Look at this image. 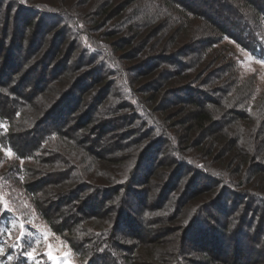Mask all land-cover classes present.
I'll return each instance as SVG.
<instances>
[{
    "label": "trees",
    "instance_id": "16d2710c",
    "mask_svg": "<svg viewBox=\"0 0 264 264\" xmlns=\"http://www.w3.org/2000/svg\"><path fill=\"white\" fill-rule=\"evenodd\" d=\"M29 1L27 6L19 0H0L7 26L16 30L14 39L18 31H22L20 40L30 34L25 42H16L17 50L5 54L3 44L13 34L1 31L5 36L0 42V77L21 79L27 91L8 93L0 100V148L24 162L8 163L5 169L7 176L25 178L32 194L43 188V177L56 175L45 171L50 166L71 167L72 172L55 170L61 174L53 185L56 212L47 215L57 219L59 233L74 246L77 264H264V90L238 75L230 54L211 47L215 38L207 31L213 28L245 50L264 56V39L254 23L259 16L264 21V0H164L183 20L173 29L162 30L157 24L156 36L147 29L150 24L137 19L136 0ZM193 20L198 24L194 27H203L207 35L199 41L200 48L186 56L197 55L198 66L205 69L214 61L221 63L206 72L209 84L195 85L191 78H199L200 73L189 72V60L165 49L166 42H176L178 32ZM104 26L107 30L100 31ZM189 31L190 39L195 30ZM110 37L115 41L113 55L100 43ZM77 49L73 72V64L65 58H73ZM32 74V80H27ZM43 88L49 94L41 93ZM26 98L38 102L28 104ZM121 103L128 111L115 127L108 117L103 122L98 117L92 125L95 131L83 133L89 124L84 123L85 113L92 116L90 106L119 112ZM28 112L34 115L26 125H35L37 131L32 127L23 132L24 125L23 133L13 132L11 124L27 121ZM39 115L43 117L37 120ZM133 116L138 122H133ZM125 143L130 147L122 155L118 152ZM81 160H87L85 167ZM101 169L105 173L98 176ZM16 172L22 176L14 177ZM41 174L45 175L37 178ZM223 183L225 192L218 197L208 193ZM148 185L156 186L154 201L144 194ZM176 185H181L182 193L174 196ZM83 188L85 193L79 196ZM35 200L36 209L43 213L41 197ZM251 201H257L259 208L247 212ZM238 204L243 208L230 234L223 226L211 224L208 216L219 214L218 220H223L220 216L229 215ZM85 205L94 212L84 211ZM9 214L5 208L0 210V264H54L42 253L29 255L31 241L26 234L4 243L9 241L5 231L15 229ZM253 215L256 220L250 223ZM78 222L84 225L74 233ZM149 224L152 233L132 241ZM163 228L173 231L172 241L154 235ZM117 232L131 242L120 241ZM195 251L201 257L189 258Z\"/></svg>",
    "mask_w": 264,
    "mask_h": 264
},
{
    "label": "rangeland",
    "instance_id": "374dc122",
    "mask_svg": "<svg viewBox=\"0 0 264 264\" xmlns=\"http://www.w3.org/2000/svg\"><path fill=\"white\" fill-rule=\"evenodd\" d=\"M19 1L23 2V4H25L27 6L29 5V4H27V2L28 3L30 2L29 0H19ZM31 1L35 4H44V3L48 4L49 0H31ZM54 1H56V0H54ZM163 1L164 0H136L137 5L135 4L136 9L138 8V12H139L136 15L137 19H140V20L144 19L147 22V24H150V26H148L147 29H153L154 30L153 33L155 36L159 32V27L156 28L157 24L160 23L162 30H164L163 27H166V26H169L170 29H173V28H175V25L177 23H180L183 20V18L178 17L176 11H171L170 10L171 7L166 2H163ZM78 2L83 3L82 0H79ZM207 2H209V0H207ZM165 3L170 8L168 6L166 7ZM63 4L67 5V2L66 3L64 2ZM206 5H209L212 7V4H206ZM8 8H9V5L5 7L6 10ZM5 15H6V12L4 11L3 6H1L0 7V42L2 40H4V36H5L4 34H1L2 30H4V32H6L7 36H8V34L10 36L11 34H13V31H16L13 29V27L7 26V22L4 20ZM149 18L153 19V20H147ZM196 21L197 20H193V22L190 25L186 26L187 28H184L183 31L181 30L178 32L179 37H178V39H176V42H174L173 44L170 42H166L165 49L173 51L174 54L178 52L182 55L181 57H184V60H186V61L189 60V62H190L189 64L192 65V70H190L189 72L192 71V74H195V72L198 71V73H200V74H197V76L199 78L196 77L194 79L193 77H195V76H192V78H191L192 81L195 83V85H198L199 82L200 83L203 82L204 84H209L206 82V79L204 78L206 75V72H208L211 69L217 68L219 65H221V63H219V61H216V62L214 61V62H212V64H208L209 67L207 66L208 68L205 69V68H203V65L198 66L199 63L197 61L198 60L197 55L194 54L192 56H186V55H191L189 53L194 52L192 49L200 48V46L198 45L199 41L207 35V33L203 27H199V30L197 29L198 24L196 23ZM254 23L256 24L257 30L259 31L262 38L264 39V21L259 16L258 18L254 19ZM196 25H197V27H194ZM154 26H155V28H154ZM191 28H193V30H195V32L193 33V36L189 39V35L191 34V31H189V30H191ZM15 29H17V28H15ZM209 29H212V30H209ZM209 29L207 31H209L211 33L212 37L215 38L214 43L211 45V47H218L219 50L223 49L224 51H227L230 54L231 60L234 62V68L236 69V72L238 73V75L244 80L250 81V79H251L254 87L256 89H258L259 91L264 90V63L261 62V61H264V56L260 55V54L251 53L250 51L245 50L236 41H234V40H232L226 36L225 37L221 36L218 32H216V30L214 31L213 28H209ZM26 30L32 31L31 29H26ZM106 30H107V28L105 26H104V28H100V31H102V32L106 31ZM129 31H131V30H128L127 32H129ZM21 32L22 31L15 32V33H17V38L15 37L16 39H14L15 34H13V37L11 39H7V41L3 44L5 47V49H4L5 54L8 53L10 50H17L18 49L16 42L21 43L22 40H23L22 42H25L24 39L27 40L29 38L30 34H29V32H27L26 33L27 35L23 34L21 37L22 40H20L19 36L22 34ZM113 38L114 37H110V38H107L105 40H102V42H100L101 44L104 43V45L102 46V49L104 51H108L109 54L112 53L111 49H113L112 48L114 46L113 43H115V41L112 42ZM40 39H44L43 36H40ZM83 41H85V40H83ZM189 43H190V45L188 47H185V45L189 44ZM188 49H190V50L188 51ZM154 51H156V50H154ZM78 52H80L79 49L76 50L73 58H71V57L65 58L66 62L73 64V67L70 68V69H72L73 72L77 70V67L74 68V65L76 64L75 63L77 60L76 54ZM159 52H162V51H159ZM111 55H113V54H111ZM0 61L2 63V59H0ZM128 62L132 63L131 61H128ZM26 63H27V65H26ZM123 63L126 66L127 62H123ZM24 65L30 66V63L28 61H24ZM193 66L195 67L194 69H193ZM84 67L88 68L89 66L86 64ZM195 69H197V70H195ZM34 73L40 74L41 71H38V72L34 71ZM47 73H50V71L48 70ZM32 76H33V74L30 76V79H27V80L31 81ZM0 80H1L0 81V100H2V98H5L8 93L13 95V93H15V92H20V93L24 92L25 93V91H27V88L23 89V87L21 85V79L15 81L14 78L6 79V77L2 76V77H0ZM105 80L108 81V79H106V78H105ZM149 82H147V83H149ZM214 83L218 84V83H220V81L215 80ZM154 84H156V82H154ZM121 91H122V89H121ZM40 92L41 93H43V92L47 93L48 92V94H49V89L45 90V88H43ZM118 96H119V94L116 93L114 99H117ZM36 97H38V96H36ZM85 97L88 98L89 96H85ZM26 100H27L28 104L38 102L35 100L33 101V98H26L25 102H26ZM86 103L87 102H84L81 104V108H80L81 110L80 111H82V108H84ZM114 103H117V101ZM123 105H124V103H121L118 105L117 108H119L120 110L119 109H117V110H119V112L113 110L112 107L109 108L108 106L104 107L103 105L102 106H97V105L94 106L93 105L95 108H93V106H90L91 108H90L89 113L91 112L92 116H90V115L88 116L85 113V117H84L85 122L84 123H87V124L89 123V124H88V126L83 125L84 126L82 128L83 133L86 132L89 135H91L92 132L95 131V128L92 125L98 117H99L98 119H100L102 122L104 121L105 116L108 117L106 119L107 122L110 124L111 127H115L116 123L119 122V119L124 115V113L126 111H128L127 110L128 108H126L125 105L124 106ZM22 114H24V113L22 112ZM33 115H34V112H28L25 115V116H27V121L26 120L22 121L20 118L19 121L21 120L22 123L20 124V122H18V123H16V126H14V127H13V124H11V127H12L11 130L13 132L20 134V133H23L25 131H28L32 127L34 128L35 125H33V124L26 125V124L30 123ZM42 117L43 116L40 117V115H39L37 120L42 119ZM91 117H92V119H91ZM133 118H135V116H133ZM15 119H17L16 116H15ZM37 120H35V122H37ZM133 122L134 123L138 122V119L135 118L133 120ZM24 125H26V126H24ZM20 127L25 128V130H23V128H20ZM22 130H23V132H20ZM115 130H118V129H115ZM34 131H37L36 128H34ZM109 139H111V138H109ZM131 144H134V142ZM50 145L54 146L53 144H50ZM21 146H23V145H21ZM111 147H116V146L111 145ZM127 147H130V145L128 146V144H126V143L121 144V146H120L121 150H119L118 153L125 155V153H127L129 151V148H127ZM107 148H109V147H107ZM108 150L112 151V152L116 151V149H114V150L108 149ZM109 151H108V153H110ZM0 152H1V159H0V210L5 208L4 207L5 204L7 205V210H8V212H10V214L8 215L10 218V222L15 227V229H13L11 231L9 229H7V231H5V233L9 237L8 238L9 241H4V243H6V244L11 243V242H13L11 240L15 239L16 237H19L20 233L22 231L21 225H23V231L26 234V236H28V241H31L30 246H28L29 243H27V246L29 248V253H32L31 256L34 257L36 254L42 253L50 261H52L54 264H77V263H79L78 258L76 257V254L73 251L74 246L70 243L69 238L64 237L65 234L59 233L58 226L56 224L57 219L55 217L49 218V216L47 215L48 213L50 215H53L51 213L52 211L54 213L56 212V210H54L52 207V200H54L56 198L55 192L53 191V185H55V183H56L55 179H57V176H59L61 174L56 173L55 170L65 169V171H66V169L68 168L67 164H64V165L61 164V166L59 165L60 167H55V168L50 166L49 169L45 170L47 173L55 172L56 175H54V178H52L53 176L51 177L52 178L51 181H49L51 179L49 177V175L46 176L47 178L43 177L42 181L45 180V181H43V185H44L43 188H38V191L35 192L34 194H32V193H30V191L28 189L29 183L27 182V180L25 178H22V179L19 178L22 176V174L16 172V175H15V173H14V177L17 176L19 178V180H16L15 179L16 177L12 178L11 176H7L9 171H7L8 169L7 170L5 169V166L8 163L11 164L12 162H19V164H21L24 162L21 159L17 160L15 158L14 154L7 149H1L0 148ZM9 152L11 153V155L8 154ZM100 155H102V154H100ZM105 155H106V153L103 154V156H105ZM68 157L71 158L70 155ZM81 161H82V165L85 167V164H86L85 162L87 160H81ZM114 164L115 163H113L112 165L111 164H109V165L112 167ZM124 167L126 168L128 166L125 164ZM102 168L105 169V166ZM67 171L72 172L71 167H70V169H67ZM101 171H102V169L98 170V172H96L98 176L100 175ZM104 173H105V171H102V175H104ZM184 173H185V171H184ZM186 173H187V171H186ZM42 175H45V174H41V175L37 176V178L38 177L41 178ZM83 179L91 181V179L86 178V177H84ZM15 180L17 182H15ZM199 180H201V178ZM81 182L82 181H79V184ZM227 183H229V182H227ZM224 184L225 183H223L222 185L218 184L216 189H213L214 192L208 190V193H212V195L214 194L216 197H218V195H220V193L225 192V191H223V188H225ZM45 187H47V189H51V190H48L46 192H41V189H45ZM155 187L156 186L151 187V185L150 186L148 185V188H147L148 190L145 191V193L143 192L144 194L147 193L149 201L155 200V198L153 197V194L155 192V190H154ZM173 188H175V190L173 192L174 196H176L177 194L180 195L182 193L179 191L181 189V185H176ZM206 189H209V188H206ZM203 192H205V189L203 190ZM84 193H85V190L83 188V190L79 191V196L84 194ZM40 197H41V203H39L40 204L39 206L42 207L43 213L39 212L35 207V205H36L35 199H39ZM241 197L242 196H240V199H242ZM91 199H93V198H91ZM169 199L170 198H168V201H169ZM75 200L76 199H74L72 201H75ZM204 200L207 201V198L205 197ZM89 203H91V201ZM257 205H258L257 201L255 204L253 203V201H251L250 204L247 205L246 211L248 212L249 210H252V209H254L256 211V209L258 207ZM61 206L64 207L63 203ZM237 206H236V208H234L229 213V215L224 214V216H220L221 219H223V220H218L217 215H219V214H215V215L212 214V216H208L211 219V224L218 226L219 229L220 228L222 229V226H223V228L226 230L227 235L230 234V232L232 230H229V228L233 227V223H235L237 221V219L240 215V211L243 208L240 204H238ZM148 208H150V207H148ZM207 209H209V208H207ZM93 210H95V209L88 208V206L85 205L84 211L94 212ZM193 213H194V211H192L191 215H189L188 218H184V221H188L191 218ZM215 213H217V212H215ZM152 214L156 215L157 217L161 216L155 212ZM149 215H151V214H149ZM149 217L150 216H148V219H149ZM256 217L257 216H255V215L251 216V218L249 219V222L250 223L253 221L255 222ZM159 220H160V218H158L156 221L159 223ZM80 223L81 222L76 223L74 233H78L79 231H81L80 227H82L84 225V223L81 224L82 226L78 225ZM161 225H165V224L162 223ZM225 225H228V226H225ZM2 226H3V224H2ZM151 226H153V224H149V225L143 227L142 232H141L143 234H138V235L132 236L133 237V238H131L132 241H139L141 239V236L144 238L146 236H149L152 233L151 228H150ZM30 228H31V230H30ZM262 230L264 232V225L262 227ZM223 232L224 231L221 232V237L225 238L227 235L225 232L224 233ZM9 233H11V235H9ZM172 233H173V231H170L168 228H163V230H160L159 232L154 233V235L162 238L164 241L169 242V241H172V238H171ZM117 235L119 236V240L122 242H126V241L128 242L131 240V239H128L127 236L122 235V233H120V232L119 233L117 232ZM32 236H34V238H32ZM261 237H264V236H261ZM227 240H228V237H227ZM142 241H143V239H142ZM115 247H116V245H115ZM188 247H190V244H188ZM116 248L120 250L122 248L121 244L120 245L117 244ZM50 250L53 252V255L55 257H57V259L52 260L49 258L47 253ZM66 252L70 253V254L68 256H65L64 253H66ZM258 256L262 257V255H258ZM196 257H201V254L199 251H195V253H192V255L189 258L193 259ZM228 259L232 260L231 257H229Z\"/></svg>",
    "mask_w": 264,
    "mask_h": 264
},
{
    "label": "snow or ice",
    "instance_id": "6c2138e0",
    "mask_svg": "<svg viewBox=\"0 0 264 264\" xmlns=\"http://www.w3.org/2000/svg\"><path fill=\"white\" fill-rule=\"evenodd\" d=\"M262 63H264V61H261ZM9 155H11V153L9 152L8 153ZM4 207H5V210L7 209V205L5 204L4 205ZM21 229H22V231H21V233H20V236L21 237H24V235H25V233H24V231H23V225H21ZM9 235H11V233H9ZM3 252V249H0V253H2ZM70 253H64V255L65 256H68ZM29 255H32V253H29ZM47 255L49 256V258L50 259H52V260H55V259H57V257H55L54 255H53V252L50 250L48 253H47Z\"/></svg>",
    "mask_w": 264,
    "mask_h": 264
}]
</instances>
